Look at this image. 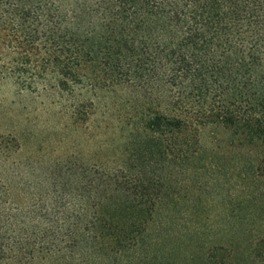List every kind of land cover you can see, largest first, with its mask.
Here are the masks:
<instances>
[{
  "label": "trees",
  "instance_id": "trees-1",
  "mask_svg": "<svg viewBox=\"0 0 264 264\" xmlns=\"http://www.w3.org/2000/svg\"><path fill=\"white\" fill-rule=\"evenodd\" d=\"M0 77L62 96L125 85L152 102L80 194L3 187L0 264H264V0H0ZM207 126L229 132L237 182L218 243L165 227L190 220L177 210L201 188L189 182Z\"/></svg>",
  "mask_w": 264,
  "mask_h": 264
},
{
  "label": "rangeland",
  "instance_id": "rangeland-1",
  "mask_svg": "<svg viewBox=\"0 0 264 264\" xmlns=\"http://www.w3.org/2000/svg\"><path fill=\"white\" fill-rule=\"evenodd\" d=\"M72 95L50 88L30 93L0 77V192L4 187L11 197L34 200L80 194L86 177H94L85 169L118 161L127 132L133 130L126 124L140 117L141 106L152 104L149 95L125 85L84 88ZM230 140L220 127L201 130L194 163L201 176L189 182L195 190L201 188L187 209L177 210H187L190 220L171 221L165 227L195 225L205 232L202 240L222 242L229 224L227 191L237 184Z\"/></svg>",
  "mask_w": 264,
  "mask_h": 264
}]
</instances>
